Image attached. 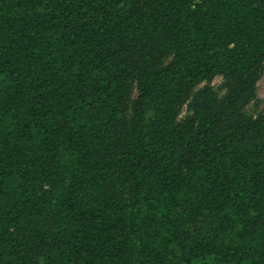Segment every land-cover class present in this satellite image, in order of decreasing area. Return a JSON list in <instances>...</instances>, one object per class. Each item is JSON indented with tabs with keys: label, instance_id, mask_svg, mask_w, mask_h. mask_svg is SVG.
<instances>
[{
	"label": "trees",
	"instance_id": "obj_1",
	"mask_svg": "<svg viewBox=\"0 0 264 264\" xmlns=\"http://www.w3.org/2000/svg\"><path fill=\"white\" fill-rule=\"evenodd\" d=\"M263 65L264 0H0V264H264Z\"/></svg>",
	"mask_w": 264,
	"mask_h": 264
},
{
	"label": "rangeland",
	"instance_id": "obj_2",
	"mask_svg": "<svg viewBox=\"0 0 264 264\" xmlns=\"http://www.w3.org/2000/svg\"><path fill=\"white\" fill-rule=\"evenodd\" d=\"M225 79L222 76H218L213 80L211 86L218 92L219 96L222 97L226 90L224 89ZM206 83H203L197 87V89L205 86ZM257 95L256 98L244 106V111L252 116H257L260 113H264V65H263V74L261 79L257 84ZM136 97V93L133 94V98ZM189 114L187 107L185 106L179 116L180 119L185 118Z\"/></svg>",
	"mask_w": 264,
	"mask_h": 264
}]
</instances>
